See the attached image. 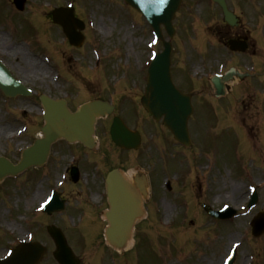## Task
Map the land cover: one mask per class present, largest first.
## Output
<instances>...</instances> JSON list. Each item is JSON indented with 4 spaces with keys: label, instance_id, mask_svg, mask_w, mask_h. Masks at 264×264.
I'll return each mask as SVG.
<instances>
[{
    "label": "rangeland",
    "instance_id": "obj_1",
    "mask_svg": "<svg viewBox=\"0 0 264 264\" xmlns=\"http://www.w3.org/2000/svg\"><path fill=\"white\" fill-rule=\"evenodd\" d=\"M183 1L182 7L174 19L178 41L175 45L173 58L175 65L172 70L176 84H182V80L185 78L189 84L188 87L196 92L193 98L196 112L194 121L197 118L198 126L206 140V150H202L200 156L195 155L198 157L200 166H198V162L190 159L188 165L186 162L182 166L168 168V171L172 173L182 170L184 172L178 173L179 180L174 179L173 185L174 191L184 198L182 203L184 202L187 215L183 213L181 204H179L180 207L177 205L176 195L172 197V200L168 199L169 201L157 203L158 211H162V217L154 211L157 205H153L154 207H150L148 219L145 221V231H143V223L137 228V235L145 233L143 241H137L138 246L136 249L134 247L132 251L119 253L108 248L109 257L116 254L119 260L105 258L103 264H220V258L225 255L227 247L231 243L239 244L234 264H264V233L259 237L251 236L248 225L250 216L230 219L227 221L225 230L219 231L218 228L221 230L224 226L218 227L219 223L206 218L199 205L194 201L196 190H199L198 181L195 180V183H191L195 184L194 187L189 186L191 180L194 181L195 175H201L202 180L208 179L209 185L213 189L210 195L215 196V200H212L210 204L213 207H219L222 203H228L234 208L239 205H247V197L245 199L236 198L248 193L247 185L263 186L261 190L260 188L258 190L261 197L259 196L258 210H255L254 213L260 211L261 207L264 211V166L261 164V161L264 160V149L262 148L264 142L260 140L261 137L257 136L258 126L264 136V101H262L264 100V87H243L234 90V94L241 91L252 93L251 103L246 108L238 107L239 105L235 104L242 100V95L241 97L228 96L224 103L207 96L208 105H202L201 96L206 93L211 96L212 93L208 78L219 70L223 55H218L217 59L206 57L208 61L204 59L202 63H198V59L193 57L194 54L188 53L192 58H186L183 49L189 36H193L197 37L198 48L203 50L206 41H212L213 32L219 31L222 17L220 9L210 0ZM228 2L236 12L241 14L244 20L242 28L246 29L251 41L259 42L255 45L258 49L257 60L252 56L249 57L247 53L236 57H232L228 53L226 57L229 59V64L234 65L238 62L242 68H245L256 62L259 63L260 68H264V0H248V4L247 0H228ZM74 6L76 13L89 23L85 31L88 41L85 49L80 51L81 57L75 62L69 61L73 68H67V78L72 84L64 85L66 80L62 73L59 85L51 84V87H83L88 90L90 87L99 89L103 87H144L146 81L144 62L148 60L150 51L158 49L159 45L150 48L153 41L152 30L143 16L130 8L124 0H76ZM78 63L79 65H77ZM184 63L187 73L185 72L183 78L182 66ZM260 101H262L261 125L258 121V109L256 110V105L259 106ZM136 112L139 113L140 109L138 108ZM11 116L15 119L18 118L15 113ZM9 124V121H0V154L14 159L17 155V147L22 146L23 143L16 142L14 138L10 139L11 132L21 124L17 123L13 129L9 127ZM101 126L100 132L105 128V124L102 123ZM238 128L240 129L238 130ZM246 132L249 135L248 139L245 137ZM242 133L243 135H241ZM197 138H202L199 132L194 135V139ZM251 138L255 139L258 148H260L259 152L253 149L254 144L251 143ZM205 140L203 141L205 142ZM205 162L210 164L201 165ZM146 164L152 177L157 174L158 161L156 159L147 161ZM210 166L212 167L209 169ZM197 177L200 180L199 176ZM6 185L8 188L3 183L0 185V203H6L5 197L8 194L12 195V198L8 197L9 203L0 207V257L3 256L7 248H10L7 241L25 239L23 234L26 233V225L23 220L13 217V201L16 203L20 198L13 200L16 193H12L10 184L6 183ZM43 188V185L38 187L41 191L46 189ZM202 189L204 192L207 189L205 182H203ZM233 189L238 190L239 194L234 196ZM163 190L162 188L161 191ZM24 195L27 197L34 195L33 191L29 190V186H25ZM246 195L248 196V194ZM233 197L235 199L231 200ZM180 217H182V225L176 221L175 224L170 222L175 218L178 220ZM189 219H192V223L189 222ZM164 224H169L170 227ZM177 224L179 226H176ZM47 238L46 240L49 242ZM207 243L211 246H209V250L207 249V256H205L202 252L205 250L203 246ZM89 247L91 246H88L84 253L82 252L84 261L87 264H101L102 250L88 251ZM50 262L52 261L50 260Z\"/></svg>",
    "mask_w": 264,
    "mask_h": 264
},
{
    "label": "flooded vegetation",
    "instance_id": "obj_2",
    "mask_svg": "<svg viewBox=\"0 0 264 264\" xmlns=\"http://www.w3.org/2000/svg\"><path fill=\"white\" fill-rule=\"evenodd\" d=\"M60 1L0 0V61L14 78L21 81L31 91L28 95H18L14 98H6L0 91V108L9 107L11 114H17L18 118L16 119L11 115L9 117L14 122L21 121L34 125L43 121L39 99L42 93L53 99H64L70 110H75L83 102L102 99L113 106V111L97 122L110 124L114 116H119L125 123L140 132L141 143L137 150L122 149L116 146L105 130L96 132L97 146L94 149L86 148L79 143L68 144L59 140L51 147L50 154L43 166L30 167L11 178L15 189L18 187L19 181H22L34 193L32 197L24 196L23 199L17 200L14 205L15 216L17 219L23 220L26 231L36 236H43L46 234L49 224L58 222L57 219L52 222V217H55L57 213L48 215L43 211L36 212L35 210L39 201H42L51 189H56L65 206L58 217L63 220L65 217L76 220L74 221L75 227L70 231L79 238L81 237L74 243L76 250L84 251L85 245L93 241V237L98 238L103 234L107 224L101 214L107 206L104 196V179L109 170L117 168L121 172H125L131 163L136 167L144 168L147 160L152 159V154H156L159 149H165L161 145H166L176 154H189L190 157H193L195 150L206 149V145L202 138L195 140V133L189 131L190 146L186 148L173 139L161 122L152 123L151 119H149L150 123L163 129V132L157 133L156 136L146 137L144 129L151 128L145 124L146 112L144 110L143 113L142 110L139 113L136 112L140 107V98L144 93L143 87L130 88L129 90L107 87L101 89L90 87L89 90L83 87H51V84L59 85L60 80L52 79L48 77V74L65 73L68 60L70 61L74 55H78L75 53L78 52V49L69 47L73 51H69L70 57H67V39L61 27L52 22V7L55 6L54 4L60 5L57 3ZM241 34L238 31L232 33L231 36L240 37ZM225 38L226 36L222 37L223 43ZM173 48L175 49L174 46ZM236 66L234 67L238 70L241 68L238 67V62ZM256 66L253 73L239 70L240 77L231 85H226L228 93L229 89L232 91L239 87H264V68H260L259 63ZM179 88L183 92H190L189 87ZM244 98L243 100H247L248 95ZM242 103H247L245 106L247 107L251 101H242ZM3 117L0 111V119ZM37 133L27 131L15 141L25 144L32 143ZM163 167L164 165H161L159 175H164ZM72 168L76 170L75 180L74 175L71 174ZM172 177L179 179L175 173L172 174ZM58 182L62 183L59 187L57 186ZM152 182L158 188L159 177H154L153 180L149 177L150 194L142 203L146 215L135 224L134 235H137V228L141 223H143V231H145L147 212L152 204L165 198L160 192H153ZM39 185H43L46 189L39 190ZM172 191L173 185H170L169 188L166 186L165 193ZM207 198L214 199L215 196L209 194ZM21 201L23 203H20ZM45 247L48 248V244H45ZM78 255L80 263L84 264L82 254Z\"/></svg>",
    "mask_w": 264,
    "mask_h": 264
},
{
    "label": "water",
    "instance_id": "obj_3",
    "mask_svg": "<svg viewBox=\"0 0 264 264\" xmlns=\"http://www.w3.org/2000/svg\"><path fill=\"white\" fill-rule=\"evenodd\" d=\"M127 1L134 7L140 8L135 0ZM169 1L170 0H153V2L149 3L144 10L145 12L146 9L152 11L157 17V19L154 20L146 14L153 26L155 27L156 25L155 31L159 36H161L159 28L160 23L165 25L169 35H172L173 33L171 19L175 10L179 6L180 0H173V4L169 5L167 8ZM215 1L222 7L225 19L229 22L232 21L233 15L226 9L224 0ZM156 13H158L159 16ZM53 20L64 27L66 35L71 43L76 45L80 43V38H78L75 33V28L80 22L74 18L72 9H56L53 12ZM81 27L82 24L80 23L79 28ZM165 48L164 52L157 55L149 68V79L146 87L151 95L149 98L143 100V104L155 118H159L164 114V123L173 131L176 138L182 140L186 138L185 122L191 112V107L187 98L184 99L181 97L185 101L183 102L178 96V101L175 95L179 93L167 89V87H172L168 71L169 45L167 43H165ZM0 87H2L7 93L10 91L9 86L1 81ZM157 87H159L161 99L156 97V95H158ZM44 103L46 109L45 118L47 121L42 128V132L44 133L45 138L36 140L32 147L27 148L23 152L22 161L18 166H13L7 160L0 158V178L6 174L14 173L31 163H41L47 155L50 143L60 136L68 141H81L84 144H89L92 140L90 134L93 132V122L95 117L99 114V111L105 107V105L99 101L91 102L83 105L76 113L71 114L62 104L57 105L48 101H44ZM55 118L60 121H54L53 119ZM110 132L113 140L117 144L126 147H137V134L130 132L121 121H116L115 119L111 125ZM87 133L90 134L86 135ZM109 178L110 175L108 179ZM113 186L109 185V189H112ZM253 224L256 234L264 230L263 219L257 218L254 220ZM117 232L118 231L107 229L106 238L111 244L121 246L125 242L127 234L121 233L123 234L121 235ZM50 233L57 246L54 255L59 263L77 264V260L68 248L64 237L58 231L51 230ZM113 236L119 237V239L114 241ZM38 254L39 249L35 245H21L15 249L12 257L7 261H0V264H34L38 260Z\"/></svg>",
    "mask_w": 264,
    "mask_h": 264
},
{
    "label": "bare ground",
    "instance_id": "obj_4",
    "mask_svg": "<svg viewBox=\"0 0 264 264\" xmlns=\"http://www.w3.org/2000/svg\"><path fill=\"white\" fill-rule=\"evenodd\" d=\"M86 104H88V103H86ZM141 108H144V109H146V107H145V105L143 104V106L141 107ZM101 109V108H100ZM69 113H70V111H69V109H66ZM101 111V112H100ZM99 111V114H101V115H103L104 113H106L107 112V109H106V107H103L101 110ZM54 121H60V120H58V119H53ZM61 121H63V120H61ZM90 134V133H89ZM88 133L86 134V135H89ZM91 135V137L93 136L92 134H90ZM61 137V136H60ZM130 176V178L132 179V180H140L141 182H145V179H144V177L143 176H141V175H136V176H133V175H129ZM120 183H122V180L120 179V181H119ZM141 182H139V181H137V183H141ZM146 189V187L145 186H143L142 185V190H145ZM124 191H125V189L124 188H122L120 191H119V193H118V195L122 198V200L123 201H125V197H124ZM233 191V193H234V196H236L237 194H239V191L238 190H236V189H233L232 190ZM242 193V192H241ZM240 193V194H241ZM236 194V195H235ZM245 196H246V194H243V195H240V196H237L236 198H241V199H244L245 198ZM110 197H111V199H112V201L114 200V201H116V192H114L113 194H111V191H110ZM235 199V197H233V198H231V200H234ZM126 200L128 201V199L126 198ZM138 213L137 212H134V210H131V211H127L125 214H123V215H121L117 220H116V222L117 223H119L120 221H122L123 220V224H122V228L117 232L118 234H121V233H124V232H126V231H128V229L131 227V225H132V219H133V222L135 221V219H136V215H137ZM110 230L111 231H113V228L110 226ZM121 235H123V234H121ZM119 239V237H114L113 236V240L114 241H116V240H118ZM127 245H130V244H132V239H127ZM228 250V249H227Z\"/></svg>",
    "mask_w": 264,
    "mask_h": 264
}]
</instances>
